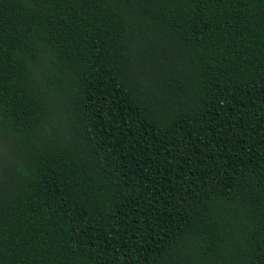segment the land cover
<instances>
[{"label":"trees","instance_id":"trees-1","mask_svg":"<svg viewBox=\"0 0 264 264\" xmlns=\"http://www.w3.org/2000/svg\"><path fill=\"white\" fill-rule=\"evenodd\" d=\"M0 264H264V0H0Z\"/></svg>","mask_w":264,"mask_h":264}]
</instances>
